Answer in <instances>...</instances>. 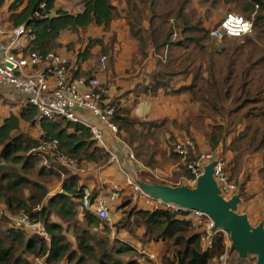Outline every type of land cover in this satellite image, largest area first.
I'll use <instances>...</instances> for the list:
<instances>
[{"label": "trees", "instance_id": "obj_1", "mask_svg": "<svg viewBox=\"0 0 264 264\" xmlns=\"http://www.w3.org/2000/svg\"><path fill=\"white\" fill-rule=\"evenodd\" d=\"M57 3L59 0H10L0 4L2 23H8L9 31L24 25L28 32L25 45L15 53L46 54L65 47L75 55L74 61L69 59L71 80L96 77L101 58L106 56L102 86L108 90L116 87L119 95L110 98L106 94L105 99L116 105L112 120L118 126V137L144 167L136 175L140 173L151 184L194 188L189 164L202 154L215 153L226 162L225 169L242 200L253 197L248 193L251 175L244 172L252 158L261 157L258 175L264 183V0H125L119 4L81 0L82 9L77 13L57 8ZM223 11L246 19L255 14L253 34L222 41L210 38L208 23ZM119 19L135 42L128 79L116 70V35L107 43L104 37L88 35L91 28L110 31ZM63 32L76 33L77 40L62 45ZM97 47L101 49L94 53ZM146 61L152 64L150 71ZM119 77L128 82L126 86H118ZM160 96H184L196 112H190L184 121L132 115L140 101ZM35 114L36 108L26 101L0 122V212L9 215H0V264H34L36 259H43L42 264H140L138 247L131 240L143 248L163 244L160 264H220L218 258L229 242L223 232L215 235L211 250L203 251L202 233L193 227L190 213L141 209L128 197L132 188L126 184L110 205V212L115 205L119 215L114 224L118 236L97 237L95 232L109 227L94 211L81 209L87 183L81 174L60 165L58 156L105 168L112 165L109 152L81 124L64 118L35 122ZM194 131H204V150ZM186 139L196 143V150L183 159L176 145ZM54 142L55 150H43ZM163 165L174 167L168 182L145 179L146 170ZM60 171L65 174L62 181ZM56 181H61V187L52 194L53 186L60 183ZM91 189L92 200L102 190L107 191L105 196L110 194V188L96 184ZM20 213L42 220L48 238L16 228L10 216ZM125 233L129 240L120 238ZM256 261V256L239 259L235 251L229 252L228 264Z\"/></svg>", "mask_w": 264, "mask_h": 264}, {"label": "built area", "instance_id": "obj_2", "mask_svg": "<svg viewBox=\"0 0 264 264\" xmlns=\"http://www.w3.org/2000/svg\"><path fill=\"white\" fill-rule=\"evenodd\" d=\"M10 0H0V4H5ZM236 1V0H232ZM45 6L42 5V8ZM259 6L256 5V9ZM38 15V13H36ZM255 15V14H254ZM253 15V16H254ZM245 17L234 12L225 14L215 27L210 29V38L222 41L224 38H243L253 34L254 18ZM0 33H3L0 27ZM27 30L24 25L11 30L6 43L0 41V87H11L22 94L28 103L36 108L33 120L35 122L43 119H60L81 124L89 129L92 139L106 149L110 154L109 163L118 166L121 176L126 185L134 189L136 193L134 201H138V194L145 197V206L150 210H167L173 213L187 212L193 220V227L202 233V249L209 251L213 248V239L221 231H213V222L210 216L200 211H189L172 203H165L161 199H154L144 194L136 183V179L122 163L120 152H111L106 142L107 135L118 137V126L113 122L116 105L106 100V89L98 77H87L71 80L69 75V59L58 52H48L46 54L32 52L28 55L15 53L22 48V42L27 37ZM106 56L101 58L103 66L106 63ZM78 110H88L92 117L98 121L94 124L78 115ZM119 138V137H118ZM57 142L44 145L43 150H55ZM196 150V143L191 139H186L176 145L178 155L186 159L191 152ZM129 159L135 161V156L130 152ZM214 160V177L221 190V195L226 199L232 198L238 191V186L234 180L230 179L225 166L226 162L220 154H202L195 163H190L188 169L195 177L194 183L204 173L205 167ZM58 161L65 166L77 167V160L71 157L58 156ZM47 163V162H46ZM85 171L82 170V173ZM62 177L65 174L62 172ZM121 189L113 185L108 196L100 195L92 200L93 191L89 186L83 190L81 197V209L94 211L98 218L106 222L111 221L110 205L120 194ZM14 226L18 229L26 230L30 233L38 234L48 238L45 224L42 220L33 218L28 213H20L11 217ZM230 243H227L225 252L218 258L220 264H228ZM139 260L143 264L145 257L155 260V255L146 254ZM43 259H36V264H42Z\"/></svg>", "mask_w": 264, "mask_h": 264}, {"label": "crops", "instance_id": "obj_3", "mask_svg": "<svg viewBox=\"0 0 264 264\" xmlns=\"http://www.w3.org/2000/svg\"><path fill=\"white\" fill-rule=\"evenodd\" d=\"M79 1L80 2L78 5V10L76 12H72V13H77V12L81 11V9H82L81 0H79ZM113 1L115 4H119V1H123V3H124L125 0H113ZM57 8H60V7L57 6ZM2 19L3 18L0 17V27L3 31V33H0V41L3 43H6L8 41L9 36H10L11 30L9 31L8 23H4V22L2 23ZM119 27L121 29H119ZM121 30H122V32H121ZM82 34L83 33L81 32L80 35H82ZM113 34L116 35V39H117V43L114 46L115 47L114 48L115 54H117V56H118V64H117L116 70L118 71V74L120 75L121 78L128 79L130 77V75L126 74V71L130 67V61H131V58H132L133 53L135 51V42L133 39H131L130 33L128 32V26L125 25L124 21L119 19V20L113 22V24L111 26V30L107 31V32H104L102 30V28H91L88 32V35H93L94 37H104L106 43L111 39ZM76 40H77V34L76 33L72 34L70 32H63L61 37H60V43L64 46L69 44V43L75 42ZM123 40H125V41H123ZM25 43H26V41H23L22 46H24ZM78 48H80V45H78L76 47V50ZM100 49H101L100 47H97L93 52L98 53L100 51ZM58 53L65 56L66 58H68L72 61L75 60V55L73 54V52H68L65 47L60 48ZM125 53L128 54L129 57H128V55L126 56ZM124 61H126V62H124ZM121 63L122 64L124 63V66L121 65ZM100 65H101V63H100ZM105 65L100 66L99 74L96 76L101 80L102 85H103V83H105V80H106ZM145 65H146L147 70L150 71V69L152 68L151 67L152 64L149 63V61H146ZM136 68H138V66H136ZM120 77L116 78V82H117L118 86L122 87L125 84H127L128 82L125 80H124V82H121ZM3 88H8V87H0V90ZM104 88L106 89V94L110 98L119 95V92L116 90V87L115 88L113 87L109 90L106 87H104ZM4 90L7 92L6 96H5V100H7V105L1 106V109L2 110L5 109L6 111H0V122L2 121V119L5 116L10 114L11 112L16 113L24 104H26V98L22 94L16 93V92L10 94L7 91V89H4ZM0 94H2V93H0ZM185 100H186V97H184V96H182V97L160 96L158 98H153V99L152 98H146V99H143L142 101H140L132 109V115L135 117L144 118V119H148V120H158V119H161L164 117H170L171 119L184 121L186 116L190 113V112L188 113V111L191 110V112H196L194 105L186 103ZM78 115L87 121H91L94 124H98V121L96 119H94L92 116L87 117L83 112L82 113L78 112ZM106 142H107L108 147H109L111 152H120L121 153L122 163H123L124 167L126 166L128 168V171L131 170L130 172H131V175L133 177H135L134 174H136L137 170L140 169V171H141V169H144V167L140 163L137 162L136 158H135V161H133V162L129 159V155H130V152L132 153V150L128 149L126 144L124 142H122L120 140V138L115 137L113 135L111 136L110 134H108ZM252 160H257L260 164L259 167L260 168L262 167L261 166V157H256V159H252ZM88 167H89V165H88ZM88 167L83 166V168L80 169V172L82 173V170H85ZM92 168L93 169H91V170H93V172L90 175L85 174V172H84L85 175L89 176L88 179L81 175L82 181L86 182L90 188L94 187L95 184L97 186L99 185L100 188L101 187L102 188L107 187V188H110V190L112 189L113 185L118 186L121 190L126 188L125 187L126 183H125L123 177L121 176L119 168L117 165L112 164L111 166H108L105 168H100V167L95 166ZM171 169H173V171H174L173 166H171ZM243 174L241 175V177L243 176ZM258 177H259V175H258ZM251 180H252V175H251ZM261 182H262V180H261ZM258 183H259V181H258ZM250 186L251 185L248 186V190H250ZM263 188H264V183L262 182L261 183L262 194L258 192L257 194H258L259 198L257 199L255 197V199H254V201H258L257 202L258 203L257 208L253 207L252 209L242 211V212H240L238 210L239 213H245L248 215L249 220L253 226L259 225V223L264 218V191H263L264 189ZM59 189H60V185L58 183V186H55L51 189V193L52 194L56 193ZM105 192H107V191L102 190L101 193H99V195L105 196L104 195ZM252 195H253V197L256 196L255 193H253ZM253 197H252V199H253ZM138 199H139L138 201H134L135 205L138 204L139 208L150 210L149 208H147L145 206V197L143 195H141V194L138 195ZM252 199H251V202H253ZM259 202L262 203L263 206L259 205ZM131 243L137 247V245H135V243L132 242V240H131ZM153 246H155L159 251L154 252L155 247H153ZM151 247H153L154 249L152 251H149L148 253L146 251H144V253H145L144 256H146V254L155 255L156 259L151 260L147 256V257H145L143 264H158L159 255L162 253L163 248H164L163 244L151 245ZM142 253H140V248H139V254L141 255L139 260H141L143 258ZM147 259L151 260V263L147 262Z\"/></svg>", "mask_w": 264, "mask_h": 264}, {"label": "water", "instance_id": "obj_4", "mask_svg": "<svg viewBox=\"0 0 264 264\" xmlns=\"http://www.w3.org/2000/svg\"><path fill=\"white\" fill-rule=\"evenodd\" d=\"M215 161L212 160L198 178L196 186H169L151 184L136 179L144 194L165 203H172L189 211L195 210L208 214L213 222V231L222 230L229 235L230 250L239 259L256 256V264H264V218L253 226L245 213H239L240 193L226 199L214 177Z\"/></svg>", "mask_w": 264, "mask_h": 264}, {"label": "rangeland", "instance_id": "obj_5", "mask_svg": "<svg viewBox=\"0 0 264 264\" xmlns=\"http://www.w3.org/2000/svg\"><path fill=\"white\" fill-rule=\"evenodd\" d=\"M79 0H59V3H57V6H59L61 9H64V10H67V11H69V12H76L77 10H78V5H79ZM227 13V11H223L222 13H220V14H217L216 16H214V18H213V20H212V22H210V23H208V27H209V29H211V28H213V27H215L216 26V24L220 21V20H222L223 19V17L225 16V14ZM0 17H1V14H0ZM2 18V17H1ZM119 29H121L120 27H119ZM123 30V29H122ZM122 30H121V32H122ZM102 33V32H101ZM210 37V36H209ZM123 41H125V40H123ZM129 47V46H128ZM126 54V53H125ZM128 54H126V56H127ZM128 57H129V55H128ZM127 57V58H128ZM122 61V60H121ZM124 62H126V61H124ZM106 64V63H105ZM101 65H103V64H101ZM121 65H123L124 66V63L122 64L121 63ZM122 66V67H123ZM4 89H7V91L10 93V94H12V93H14V92H16V93H18L16 90H14L13 88H11V87H8V88H3V89H1L0 90V93H2V94H0V111H6L5 109L4 110H2L1 109V106H5V105H7V100H5V96H6V91L4 90ZM10 105V104H9ZM8 105V106H9ZM78 112H83L87 117H90V116H92V113L90 112V111H88V110H82V111H79L78 110ZM189 112H191V110L190 111H188V113ZM194 137H195V139L197 140V143L200 145V146H203V150L205 149V148H207V147H205L206 146V144H205V142H204V138H205V133H204V131H194ZM252 159H256V158H252ZM250 160V162H249V166H248V168L246 169V171L244 172L245 173V175H248V174H250V175H252V180L249 182V184H248V186L249 185H251L250 186V190H248L249 192L248 193H250L251 195L253 194V193H255V195L259 192V193H261L262 194V189H261V180L259 179V177H258V172H259V169H260V164H259V162L257 161V160ZM110 161V160H109ZM60 163V162H59ZM49 164L50 165H52L50 162H49ZM60 165H62L64 168H66V169H70V171H72L73 173H78V174H81L83 177H86L87 175H85V174H88V175H90L92 172H93V170H91V169H93L92 167H95V166H97L96 164H93V163H86V162H81L80 163V161H78L77 160V167H72V166H65V165H63V164H61L60 163ZM88 165H89V167H88ZM83 166H86V167H88L87 169H85L84 171H85V174L84 173H81L80 172V169H82L83 168ZM98 167V166H97ZM91 170V171H90ZM131 171V170H130ZM60 172H63V171H60ZM172 172H173V169H171V165H169V166H162V167H159V169L157 170H152V169H149V170H146L145 171V173H148V177H145V179L147 180H150L151 178L152 179H155V180H157V181H162V182H168L169 180H170V178H171V176H172ZM242 175V174H241ZM244 175V174H243ZM134 178L135 179H141L142 180V178H140V173H138V175H136V174H134ZM243 177V176H242ZM240 178H241V176H240ZM62 179H64V177H62L61 178V181H62ZM61 181H56V182H60L59 183V185H60V187H61ZM239 181H240V179H239ZM258 181H259V183H258ZM55 182V183H56ZM260 185V186H259ZM55 186H58V184L56 183L53 187H55ZM99 186V185H98ZM100 187V186H99ZM260 188V189H259ZM264 189V188H263ZM134 189H131V190H129L130 192H129V196L128 197H130V198H132V202H134V200H133V197H134V195L136 194L134 191H133ZM121 192H124L123 190H121ZM120 192V193H121ZM139 195V194H138ZM253 196V195H252ZM258 196V194L256 195V196H254L253 197V199H252V197L250 198V199H246V198H243V200L239 203V208H238V210L240 211V212H242V211H246V210H249V209H252L253 207H255V208H257L258 207V201H254V199H255V197L258 199L259 198V196ZM251 199H252V201L253 202H251ZM261 201V200H260ZM134 204V203H133ZM259 205H261V206H263V204L262 203H260L259 202ZM115 208V205H113V207H112V210H111V212H110V216H111V221L110 222H106L107 223V225H108V229H106V230H103V229H100V230H98L97 232H95L97 235V237H106V236H109L110 235V237H115V236H118L117 234H115L116 233V228H115V226H114V224H115V222H117L118 221V218H119V215H116L117 213V210L116 209H114ZM0 210H2V208H0ZM116 210V211H115ZM114 211H115V213H114ZM238 211V212H239ZM1 214H3L4 216L3 217H7V218H9V215L7 214V212L6 211H2V212H0V215ZM10 218H11V216H10ZM225 236H226V234H225ZM130 235H128L127 233H125V234H123L120 238H122V239H127V240H129L130 238ZM137 243V244H136ZM135 245H137V249H138V252H139V248H140V253H142V252H144V251H146L147 253L149 252V251H152L154 248L153 247H155V246H153V247H151V245H147L146 247L147 248H143V247H141V245L138 243V242H135ZM155 251H159L156 247H155V250H154V252ZM141 256V255H140ZM147 262H150L151 263V260H148L147 259ZM34 264H36V262L34 261ZM158 264H160V259H158ZM214 264H217V262H215L214 261ZM254 264V263H253Z\"/></svg>", "mask_w": 264, "mask_h": 264}, {"label": "clouds", "instance_id": "obj_6", "mask_svg": "<svg viewBox=\"0 0 264 264\" xmlns=\"http://www.w3.org/2000/svg\"><path fill=\"white\" fill-rule=\"evenodd\" d=\"M238 193V192H237Z\"/></svg>", "mask_w": 264, "mask_h": 264}]
</instances>
